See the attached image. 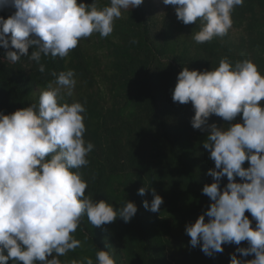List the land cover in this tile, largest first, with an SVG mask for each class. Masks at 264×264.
Here are the masks:
<instances>
[{
    "label": "clouds",
    "instance_id": "obj_1",
    "mask_svg": "<svg viewBox=\"0 0 264 264\" xmlns=\"http://www.w3.org/2000/svg\"><path fill=\"white\" fill-rule=\"evenodd\" d=\"M144 0H109L99 7L97 0H0V9L15 11L0 17V47L9 50L12 63L28 56L45 72L42 57H67L81 40L98 33L110 36L122 11L142 5ZM175 8L184 25L200 23L192 33L197 44L224 37L232 28V13L245 0H163ZM32 49L29 54V49ZM55 78L41 91L38 104L0 113V264H63L59 259L81 247L74 233L87 217L94 227L122 218L130 222L137 213L127 201L119 209L104 200L86 195L88 182L78 171L87 166L94 144L84 139V104L66 99L77 84L73 69L53 71ZM173 102H191L193 129L207 133L203 147L215 167L208 175L214 182L202 193L210 206L194 223L186 226L192 247L200 246L209 257L224 251L223 245H240L230 254V264H264V74L250 59L233 63L228 58L211 70L178 73ZM225 122L209 123L211 116ZM248 167H244L245 162ZM228 183L221 188V180ZM237 177L240 182H237ZM146 187L138 189L145 195ZM151 203L145 209L159 212L163 198L151 189ZM249 212L256 221L245 213ZM205 217H208L207 222ZM112 248L110 245L108 249ZM254 254V258H238ZM49 257H51L49 259ZM70 264H94L91 257ZM96 264H116L114 253L99 249Z\"/></svg>",
    "mask_w": 264,
    "mask_h": 264
},
{
    "label": "trees",
    "instance_id": "obj_2",
    "mask_svg": "<svg viewBox=\"0 0 264 264\" xmlns=\"http://www.w3.org/2000/svg\"><path fill=\"white\" fill-rule=\"evenodd\" d=\"M97 4L107 6L109 0H97ZM14 11L0 9V17L7 19ZM123 15L110 36L94 33L63 59L42 57L43 73L28 56L16 63L8 61L5 53L15 49L0 47V113L38 104L41 91L55 79L51 72L73 69L77 84L66 99L84 104V139L94 144L89 164L78 170L88 182L85 194L111 203L114 209L127 201L137 206L127 223L117 218L94 227L83 217L73 234L82 246L59 259L70 264L73 259L91 257L96 264V252L101 249L113 252L116 264H230V254L237 247H248L247 241L225 244L222 253L209 257L200 246L192 247L186 234V226L210 206L202 189L214 182L208 172L215 164L203 147L207 133L191 126V102H173L172 94L183 67L211 70L223 58L233 63L250 59L264 74V0H245L233 11L228 34L204 44L192 39L199 21L184 25L174 6L168 5L159 15L144 0ZM235 122H242V116L234 122L215 115L209 118L210 124L218 126ZM248 166L246 161L244 167ZM227 183L225 176L221 188ZM141 187L147 189L143 196L138 195ZM151 189L163 198L159 212L143 206L145 200L150 204L153 199ZM245 215L255 227L251 214L246 211ZM237 256L254 258V254Z\"/></svg>",
    "mask_w": 264,
    "mask_h": 264
},
{
    "label": "rangeland",
    "instance_id": "obj_3",
    "mask_svg": "<svg viewBox=\"0 0 264 264\" xmlns=\"http://www.w3.org/2000/svg\"><path fill=\"white\" fill-rule=\"evenodd\" d=\"M147 1L152 6L154 12H156L159 15H162L164 13L166 7L168 6V5H165L163 3V0H147ZM123 13H124V11H122V16H124ZM122 16H121V18H123ZM231 33L234 35V34H236V31L234 30Z\"/></svg>",
    "mask_w": 264,
    "mask_h": 264
}]
</instances>
